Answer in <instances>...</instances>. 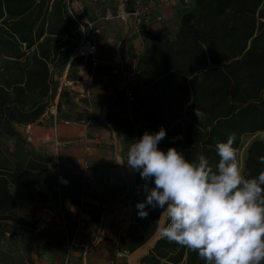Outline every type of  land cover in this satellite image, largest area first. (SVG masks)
<instances>
[{
	"label": "trees",
	"instance_id": "1",
	"mask_svg": "<svg viewBox=\"0 0 264 264\" xmlns=\"http://www.w3.org/2000/svg\"><path fill=\"white\" fill-rule=\"evenodd\" d=\"M50 1L0 0V138H17L13 160L0 148V231L8 222L29 225L18 215L10 186L43 189L48 184L49 158L24 148L26 141L14 124H33L46 112L55 94L51 65L71 68L82 62L74 57L72 41L81 31L63 0L54 1L62 34L44 36ZM191 1L193 7L181 16L174 35L155 36L138 59L146 89L139 101L147 123L144 133L155 134L162 127L166 137L158 149L166 153L175 148L189 162L196 142L205 136L201 155L214 169L220 159L217 143L234 135L240 164L244 138L264 132V0ZM196 108L203 119L195 115ZM262 156L264 137L245 150V178L264 171ZM148 187H155L154 180ZM145 211L146 218L138 211L135 215L143 226L140 242L154 245L140 264H206L197 252L161 235L162 209L147 206ZM167 224L168 219L163 228Z\"/></svg>",
	"mask_w": 264,
	"mask_h": 264
},
{
	"label": "crops",
	"instance_id": "2",
	"mask_svg": "<svg viewBox=\"0 0 264 264\" xmlns=\"http://www.w3.org/2000/svg\"><path fill=\"white\" fill-rule=\"evenodd\" d=\"M68 6L69 13L86 25L82 39L85 36L98 46L100 62L93 74L90 98L78 105L72 98L65 101L64 116L45 112L19 131L14 124L31 151L49 158L48 184L43 189L10 186L18 215L29 225L8 222L0 231V264H140L154 242H140L143 226L135 219L133 227L121 234V246L129 256L115 257L114 243L126 223L128 209L136 215V205L144 199V195H135V187L146 182L127 167V154L134 142L130 110L144 129L147 126L139 105L146 93L145 77L132 104L121 84L136 53L155 36L174 35L193 2L71 0ZM136 8L146 9L150 15V33L129 32L132 19L120 17V13L130 14ZM29 127L30 132L26 130ZM58 174L67 177L70 187L58 186ZM47 209L55 212L51 221ZM166 219L163 216L161 228Z\"/></svg>",
	"mask_w": 264,
	"mask_h": 264
},
{
	"label": "clouds",
	"instance_id": "3",
	"mask_svg": "<svg viewBox=\"0 0 264 264\" xmlns=\"http://www.w3.org/2000/svg\"><path fill=\"white\" fill-rule=\"evenodd\" d=\"M195 115L203 119L197 108ZM165 137L161 127L130 145L127 167L146 182V200L136 205L138 216H148L147 206L162 209L168 224L161 235L197 252L206 264H262L264 171L245 178L233 148L234 135L217 143L220 159L215 169L203 155L189 162L175 148L159 150ZM259 160L264 163V156ZM153 180L155 187L149 188Z\"/></svg>",
	"mask_w": 264,
	"mask_h": 264
},
{
	"label": "built area",
	"instance_id": "4",
	"mask_svg": "<svg viewBox=\"0 0 264 264\" xmlns=\"http://www.w3.org/2000/svg\"><path fill=\"white\" fill-rule=\"evenodd\" d=\"M120 17L124 19H132V24L129 27V32L133 34H148L151 31L152 27V20L150 18V15L148 14L146 9L142 8H136L133 13H126L122 12L120 13ZM75 22L79 25V29L82 33L85 34L86 32V25L79 22L76 17H73ZM93 34L98 33V31H93ZM143 50V49H142ZM142 50L136 53L135 57L133 58L131 62V69L128 72L127 79L125 82L121 84V88L125 91L126 98L129 104H132L136 100V91L141 86V79L142 75L140 74V71L137 68V62L138 59L142 53ZM74 57L81 58L82 61L88 62L89 67L82 71V80L81 83L85 86H82L80 89H75L74 86H72V90L76 92L79 96L83 98H90V86L92 85V78L94 71L99 65L100 62V50L98 46L93 42L91 39H86L85 36L81 40L80 44L76 48V51L74 53ZM53 115L57 116L56 113L51 111ZM129 116L132 120V126L134 129V135L133 139L134 141H138L143 136L144 127L143 125L135 120L134 117V110H130ZM68 123V122H66ZM136 175L138 172H136ZM57 182L58 186L60 188H68L70 187V182L67 179V177L58 174L57 175ZM145 183L139 182L136 184L135 187V195L138 197H142L145 193L144 191ZM46 215L49 221H51L55 217V212L52 209L46 210ZM134 219H135V212L130 207L128 209L127 219L126 223L122 230L119 231L118 237L115 239L114 243V253L115 257H128L129 252L126 249H123L121 246V234L124 229L132 228L134 225ZM86 248V247H85ZM87 249V248H86Z\"/></svg>",
	"mask_w": 264,
	"mask_h": 264
},
{
	"label": "rangeland",
	"instance_id": "5",
	"mask_svg": "<svg viewBox=\"0 0 264 264\" xmlns=\"http://www.w3.org/2000/svg\"><path fill=\"white\" fill-rule=\"evenodd\" d=\"M54 1L55 0L50 1L48 14H47V17L44 23V28H45L44 36L58 38L59 37L58 35L62 34L64 29L61 24L56 22L57 7L54 4ZM63 2L67 6L68 15L72 18L73 21H75L73 19V16L69 13L68 0H63ZM67 22L68 21H66V23ZM73 35L76 36V39L72 41L76 44V48H77L82 39V32H81L80 37L77 36L78 34L76 32ZM63 39L68 40V37L63 36ZM88 67L89 65H88V62L86 61H82L80 62L78 66L71 67V68L66 63L62 64L58 62L56 64L51 65V72L53 76V82H54L53 86H54L55 94L46 112L50 114V111H53L58 116L59 115L64 116L66 115L65 114L66 111L63 110L62 107L64 106L65 101H71L70 98H72L74 99L73 103H76L78 105L86 99V98L79 96L76 92H74L72 90V86H74L75 89H80V86H85L84 84L81 83V80H82L81 76H82V71H84ZM71 107L74 108V105H72ZM30 125L23 126V125L15 124V128L17 131H19L21 129H24V127L26 126L28 127ZM26 130L30 132L31 128L29 127ZM263 137H264V132H260V133H257L256 135L246 136L244 138V145L241 151L239 152V158H240L239 167L241 169V172H243V156H244L245 150L247 149L249 144L252 143L254 140H257ZM16 141H17L16 137L12 138L8 136H2L0 138V148L4 152H6V154L11 160H13L12 156H13V152L15 149L14 147H15ZM25 141H26V144H23V147L28 148V144L30 143L27 140Z\"/></svg>",
	"mask_w": 264,
	"mask_h": 264
},
{
	"label": "water",
	"instance_id": "6",
	"mask_svg": "<svg viewBox=\"0 0 264 264\" xmlns=\"http://www.w3.org/2000/svg\"><path fill=\"white\" fill-rule=\"evenodd\" d=\"M204 140H205V136L202 137V138H200V139L196 142L195 147H194V154H193V156H192V158H191V161H192L193 159H195L197 156L201 155V143H202Z\"/></svg>",
	"mask_w": 264,
	"mask_h": 264
},
{
	"label": "bare ground",
	"instance_id": "7",
	"mask_svg": "<svg viewBox=\"0 0 264 264\" xmlns=\"http://www.w3.org/2000/svg\"><path fill=\"white\" fill-rule=\"evenodd\" d=\"M80 88H82V86H80Z\"/></svg>",
	"mask_w": 264,
	"mask_h": 264
}]
</instances>
